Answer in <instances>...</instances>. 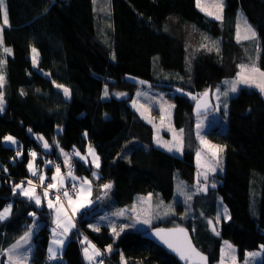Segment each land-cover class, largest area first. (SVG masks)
<instances>
[{
    "label": "trees",
    "instance_id": "16d2710c",
    "mask_svg": "<svg viewBox=\"0 0 264 264\" xmlns=\"http://www.w3.org/2000/svg\"><path fill=\"white\" fill-rule=\"evenodd\" d=\"M5 3L7 25L0 12V60L5 61L0 68L5 77V107L0 112V210L8 205L12 209L8 219L0 222L1 252L31 225L40 224L32 237L33 264H89L83 257L79 233L101 251L95 261L122 264L123 254V264H181L139 232L125 231L114 238L106 224L94 231L89 227L91 210L80 213L77 227L65 237L62 254L49 260L51 210L37 207L19 192L13 194L12 185L29 175L33 159L29 148L38 155L35 161L42 160L39 156L65 161L55 148L44 151L31 133L55 139L62 151L72 153V174L87 176L94 187L111 183L109 195L118 207L131 204L138 194L152 193L165 202L176 199V214L180 209L183 226L209 256L210 264L220 260L223 240L236 246L240 262L248 251L264 244V98L258 90L239 89L228 103L227 129L216 126L210 132V138L223 146V172L215 175L216 186L191 191L192 198L184 200L185 204L178 194L181 183L194 184L196 172L193 94L214 90L225 78L235 77L238 65L245 64L247 53L253 52L251 41L236 39L239 10L257 33V64L264 71V0H224L222 20L199 10L196 0H108L104 5L95 0ZM4 47L11 48V54ZM31 47L39 52L38 68L49 77L33 67ZM128 75L173 92V125L184 130L182 156L155 146L152 125L130 104L138 83ZM57 84L70 90L69 98ZM105 86L127 95L105 99ZM5 136L14 137L16 143L5 142ZM131 141L148 150L135 147L125 160L121 151ZM89 146L99 155L98 169L81 159ZM176 171L182 180L179 184ZM222 206L227 207L229 218L221 220L213 232L209 221L222 215ZM170 218L152 227H162ZM108 245H112L110 252L105 250ZM260 264H264V255Z\"/></svg>",
    "mask_w": 264,
    "mask_h": 264
},
{
    "label": "rangeland",
    "instance_id": "374dc122",
    "mask_svg": "<svg viewBox=\"0 0 264 264\" xmlns=\"http://www.w3.org/2000/svg\"><path fill=\"white\" fill-rule=\"evenodd\" d=\"M107 1L108 0H95L96 3H100L103 5ZM196 2H197V0H196ZM200 2H201V6L206 8L208 11H212L213 13H215L217 11L216 7L214 6L215 0H200ZM223 2H224V0H223ZM198 9L201 10L200 7H198ZM203 12L206 14L205 11H203ZM209 17L215 19L213 16H209ZM237 20H238L237 26L239 25V35L241 37H243L244 35L247 34L245 31V28L249 24H248L247 20H245L244 15H243L241 10H239V12H238ZM245 21H246V24H245ZM236 31H237L236 32V39H237L238 27H236ZM104 37H105V39L107 38L106 34H104ZM248 40L251 41L250 46H252L253 52L247 53L248 56H247L245 64L249 65V66L254 64L256 67H258L257 60H258L259 53H260L259 48H258V46H259L258 37L255 40H253V39H248ZM239 41L244 42V39H240ZM32 48H34V47H31V61H32V56H33ZM37 53H38V60H39L40 55H39L38 50H37ZM242 64H244V63H242ZM33 67L38 72H40L42 75L49 77L47 72H44V71L42 72L38 68V63L36 64V66H33ZM239 71H240V69H239ZM236 77H237V75H235V77H232V78H225L224 80H222L218 84V86L216 88H214V90H212L211 88H208L207 92H209L210 96H212V102H213L214 109L209 113H205V115H195V117H194L195 118V122H194L195 135L194 136H195V139H197V141H198L197 152L199 151L201 155H200V158L198 161L197 152H196V156L194 159L195 164H196L195 165L196 166V168H195L196 172L194 175V181H193L194 184L192 186L183 185L181 183L182 180L180 178V173L178 171H176L175 180H176L177 184L181 183L179 186L178 194H179V196H182V198H180V199H181V201H183V204H185L184 200H187L186 196H189L191 191L197 193L198 188L204 187L207 189L208 187H213L212 186L213 184L216 186L217 181H216L215 175H218V173L223 172V170H221L220 167H217V170L215 172L208 171L207 166L215 165V163H216V158L213 157L212 151L210 150L209 146H211V145L219 146L218 143L214 142L210 138L211 130L216 126L221 130L227 129L228 118L225 115V110L223 107L224 103H227V105H228L229 100L232 97L236 96V93L241 88L250 87V88H253V89L259 91V89H257L254 85H251V86L250 85H237L238 91L236 93L230 92L227 97L220 96L219 99H217V97H216L217 89H219L220 92H224V91L228 90L231 87V82L233 80H235ZM127 78L138 83V90H137L136 94H134L130 99L131 106L134 108V110H136L138 112V114H140V116L143 117L144 120H146L149 124L152 125L153 131H154L153 141H154L155 146L162 149V150L168 151L167 148L162 147L161 145L165 142L173 143L174 142L173 141L174 132L179 133V129H176L173 125L172 115H173V109L174 108L171 107L169 109L170 105H174L173 100L171 98V95L173 92L172 93L167 92L162 88L160 89V88H156V87H151V85H148L147 83H145V81H143L141 78H136V77L130 76V75H128ZM256 78H257V80H259L258 74H257ZM59 89L61 92H63V90L61 88H59ZM108 93H109V95L107 97H105L104 93H103V97L105 99H108L109 97H115V98L125 97V95H127L125 92H120V91H118V92L114 91L113 92L111 90H108ZM119 93H123L124 95H117ZM200 95H201V93H195V94H193L192 97L199 98ZM262 95L264 98V94H262ZM66 98H69V97H66ZM195 100L196 99H194V101ZM134 101H135V105L133 103ZM162 108L165 110L163 121L161 120V115H162L161 109ZM169 112H170V115L168 114ZM142 113H143V115H142ZM149 121H151V122H149ZM197 123H200L202 125L201 128L197 129ZM61 129H62L61 127H57V131H61ZM198 133H199V136H198ZM31 135L33 137L37 138V140L41 144L44 151H46V150L50 151L53 148H55L56 150H58L61 153L62 156H64V161H66L64 154L67 152L62 151L61 147L59 146L58 142L55 139H54V141H51L47 137H45L41 134H38V133H35V134L31 133ZM39 137H43V140L39 139ZM199 137H203L204 140L207 142V144H202ZM157 139L160 140V142H161L160 144H157V142H156ZM45 141H47V143L49 145L48 148L44 147ZM139 146L148 150V147L142 146L138 142L131 141L130 146L128 145L125 149H123L121 151V153H122L121 156L125 160H129V157L131 154L130 152L132 151V149L135 147H139ZM90 148L93 149L95 152V155L99 157V155H97L95 148L93 146H91V147L89 146L87 148L86 152L82 155L85 158L83 160L85 163H89V164L93 165L94 168H96L95 164L93 162L94 157L89 154ZM170 153H172L173 155L182 156L183 151L182 152H176L175 150H173ZM67 154H68V161H69L70 155L72 153L69 152ZM218 155L222 158V169H223V166H224L223 156H221V153H218ZM32 164H33V160H32ZM99 164H100V158H99ZM34 169L35 168L33 165V171H34ZM44 173H45V170L43 169L41 171L42 176H44ZM198 173H207L208 178L205 179L204 175L198 174ZM71 177H75L79 182V186H78L79 189H78L77 193L74 196H72L73 200L76 202V204L84 203L86 206L79 208L74 213L73 209L76 207V204L69 206V201L66 198H64V200H61V204L63 205L64 209L66 210V216L64 213L60 214V218H61L62 222L66 223L67 217H70L72 222L75 224V227L70 229L68 234H70L72 232L71 230H73L77 227L76 218L80 215V213L82 211H86V210L92 211L90 214H91V219H93V221L91 223H89V226L92 225V226L99 228L103 224H106L109 227V229H112V226H115L117 231H119L120 228L123 227L124 230L122 232H120V234L125 233V231H132V232H139V233L144 232L147 229L153 228L152 226L157 225V223L159 221L160 222L165 221L169 217H171V218L167 222H163L161 224L162 227H164V226H174V227L183 226L182 217H181L182 215L180 213V209L178 211V214H176V205H177L176 199L175 200L172 199L171 201L165 202L162 200V198L160 196L153 195L151 193L152 196H151L150 201H148V200L142 201L140 198L141 197L147 198L149 193H147L145 195H139L138 194V195H135L134 201L131 204L124 205V207H118L114 203V201L112 200L110 195L108 194L109 189H107V190L104 189L102 187L103 185L100 188L94 187L92 185V183H90L89 178L83 174L78 176L75 173H73L71 175ZM85 179L89 182L88 184H83ZM27 180L29 181L30 179H28V177H27ZM16 184H22L24 188L35 187L32 185H29L28 182L24 183V181H19V182L14 183L12 185V188ZM52 184H54V182ZM82 185L84 188L83 193H81V191H80ZM19 191L20 190L18 189L17 192H19ZM48 193H49V191H48ZM35 194L40 196L41 205H44L48 210H51V213H52L51 219H52V221H54V219L57 218V214H56L55 208L50 209L48 207V201L51 200L53 202V204L56 205V207H60L61 205L56 204V198L53 199L51 197L50 193L48 194L47 197H45L44 191H41V190L37 189L36 187H35ZM23 197H25L26 199L28 198L26 196H23ZM33 201L35 202L34 199H33ZM88 201H91V203H88ZM161 201H163L162 206L160 205ZM167 206H171V208L169 209ZM181 207H183V205H181ZM224 208H225V206L221 207L222 210L220 213L222 215L219 217V219H218V217L210 219V221H212L211 228L213 229V227H215L216 231L218 230V227L220 226L219 223L221 222V220H227L228 219V218L227 219L225 218ZM121 210H123V213H124L123 215H113L114 213H117ZM187 210H191L189 206L187 207ZM166 212H167V215H165ZM227 216L229 217L228 212H227ZM144 219H149L150 223L144 224L143 223ZM39 226H40V224L31 225L32 235L29 238V243L26 245H22L21 248L17 250L18 256L26 255L28 257L27 260L18 261V264H33L31 253H32L34 243H33L32 237L36 233V231L39 229ZM54 227H56V225L54 223H53V225H50V227H49L50 236H49V240H48L49 243H48V247H47V253H48V248H49L53 239H58V240L62 239L65 241V236L63 235V228H57V234L54 237L53 232H52V229ZM90 228H92V227H90ZM111 232H112V230H111ZM79 234L82 236L81 241L83 242L82 244H83L84 248L88 247L89 248V254L91 255L92 250L89 247V242L92 245H95L94 242L89 240L87 238V236L84 235L83 233H79ZM112 235H113V233H112ZM85 238H87V239L85 240ZM225 241H227L228 244L232 245V250L228 249L227 245L225 244ZM15 243H16V241H15ZM65 244H66V241H65L61 251L58 253V255L62 254V250L64 249ZM221 245H222V249H224L223 260H222V253H221L220 254V256H221L220 260L217 262H214L212 264H260L262 261V257L264 255L263 254L264 250L261 249V246L264 244H262V245H260L259 248L254 249V251H248L245 254L246 257L244 258V260L242 262H240L238 255H237V248L234 244H231L228 240H223ZM11 247L12 246L8 247V249H10ZM53 247H57V245H53ZM248 253H258V255H256L255 257H249L247 255ZM48 255H49V253H48ZM0 259L3 260V264H7L8 255L4 253V250L2 252L0 251ZM95 259L91 262L88 261V262H90L89 264H112L108 261H101L100 260L101 262H98V261H95ZM46 262H49V261L47 260Z\"/></svg>",
    "mask_w": 264,
    "mask_h": 264
},
{
    "label": "snow or ice",
    "instance_id": "6c2138e0",
    "mask_svg": "<svg viewBox=\"0 0 264 264\" xmlns=\"http://www.w3.org/2000/svg\"><path fill=\"white\" fill-rule=\"evenodd\" d=\"M197 6L201 8V11H205L206 14L208 16H213L216 20H222V12H223V8H224V2L223 0H215V7L217 9V11L215 13H213L212 11H208L206 8L201 6V2L200 0H197ZM0 12H3V21L4 24L7 25L8 24V14H7V9H6V3L5 0H0ZM246 24V21H245ZM238 27V33H237V40L239 41L240 39H244V40H248V39H257V33L251 28L250 25H247L245 28L246 31V35H244L243 37H241L239 35V25ZM3 45V36L2 33H0V46ZM201 47H207V45L202 44ZM209 51H211V48L208 49ZM3 51L5 53L11 54L12 49L11 48H7L4 47ZM217 51H219V49L217 48ZM32 63L33 66H36V64L38 63V53L37 50L35 48H32ZM115 58V57H113ZM5 63V61L0 60V68H2L3 64ZM238 68L240 69V71L237 73V77L235 80H233L231 82V87L224 91V92H220L219 89H217V94L216 97L217 99H219L220 96H225L227 97L229 95V93H236L238 91L237 85H254L257 89H259L261 94H264V71H261L258 67H256L254 64L249 66L246 64H240L238 65ZM257 74L259 76V80H257ZM5 83V77L3 75L2 72H0V112H2L4 110V103H5V98H4V92H3V86ZM57 88H61L63 90V94L65 97H69L70 96V90L67 87H64L63 85L57 84L56 85ZM177 91H182L180 89H177ZM21 95H24L23 90H21ZM109 95L108 90H107V86H105L104 89V96L107 97ZM117 95H124L123 93H119ZM191 95V94H189ZM208 92L207 90L203 93V96H207ZM194 99H197V111L200 110L201 108V103H200V99L193 97ZM135 105V101L133 102ZM171 107H174L173 105L169 106V109ZM206 107V105H205ZM224 110H225V115L227 114V108L228 105L227 103H224L223 105ZM164 109H161V120L163 121L164 119ZM170 115V112L168 113ZM143 115V113H142ZM151 122V121H149ZM201 124L197 123V129L201 128ZM29 131H31V129H29ZM183 129L179 130V133H175L173 135V143H163L161 146L167 148V150L169 152H172L173 150H175L176 152H182L183 149ZM85 135H87L85 133ZM199 136V133H198ZM200 141L202 144H207V142L204 140L203 137H199ZM5 142H11L12 144H15V138L12 136H5L4 138ZM39 139L43 140V137H39ZM157 144H160V140L157 139ZM44 147L48 148L49 145L47 143V141L44 142ZM210 150L212 151V155L214 158H216V163L215 165H211V166H207L208 167V171L211 172H215L217 170V167H220L222 170V158L218 155V153H222L223 152V146H217V145H211L209 146ZM90 155H92L94 157V164L95 167L98 169L100 167L99 164V157L95 155V152L93 149L90 148ZM17 156H20L21 153L18 151L16 153ZM30 155L35 158L36 153L32 152L30 153ZM65 158H66V163H68V154L65 153ZM75 155L79 156L80 154L77 152L75 153ZM200 152H197V159L199 161L200 158ZM81 159H85L84 157H81ZM29 170L33 172V175H37V173L35 171H33V164L32 161H29ZM70 167V165H69ZM6 171V169H5ZM59 172H60V168L59 166H57V175H54L52 177V179L55 181L57 180L58 176H59ZM198 174H202L205 176V179H207V173H198ZM69 176L72 175L71 172L68 173ZM93 175L95 176L96 173L94 172ZM73 179H75V177H73ZM40 181L41 183H43L44 181V177L40 176ZM89 182L85 179L83 184H88ZM28 184L31 185L32 181L29 180ZM63 184V177L60 176V185ZM213 187H215V185H212ZM58 185L57 184H49L48 188L45 189L44 191V196L47 197L48 196V189L51 188H57ZM104 189H110L112 187L111 183L108 184H104L102 186ZM20 190L18 194L23 195L28 197L30 200H35V203L37 205V207H40L41 205V198L39 195L35 194V187H30V188H24L22 184H16L12 191L13 194H17V190ZM90 190V189H89ZM178 190H179V185H178ZM198 191H206L207 189L204 187L198 188ZM81 193H83L84 188L83 185L81 186L80 189ZM64 198H66L69 201V206H72L73 204H76V202L73 200L72 196L70 195V193L65 190L64 193ZM151 196L152 194L149 193L147 198L141 197L140 199L142 201L144 200H151ZM191 196H186L187 200H191ZM88 203H91V201H88ZM56 204L57 205H61L60 207H56V205L53 204V202L51 200L48 201V207L50 209L55 208L56 214H57V218L54 219L53 223L56 225V227H54L52 229L53 232V236L55 237L57 234V228H63V235L66 237L69 230L75 227V224L72 222L70 217H67L66 223L62 222L61 218H60V214L64 213L66 216V210L64 209L63 205L61 204L60 201V197L57 196L56 198ZM160 205H163V201L160 202ZM86 205L84 203H79L76 204V207L73 209V212L75 213V211H77L79 208L85 207ZM169 209L171 208V206H167ZM11 209H12V205H8L6 206L3 210H0V222L5 221L6 219H8V217L11 214ZM227 212L228 209L227 207L224 208V214H225V218H229L227 216ZM123 210L114 213L113 215H123ZM30 216L35 217V213H29ZM165 215H167V212L165 213ZM219 219V217H218ZM144 224H149L150 220L149 219H144L143 220ZM209 224H212V221H209ZM89 227H92L94 231H99L98 227L92 226L90 225ZM112 233H113V237H118L120 235V232H122L124 229L123 227L120 228L119 231H117L115 226H112ZM213 232H216L215 227H213ZM166 233V234H165ZM217 235H219V233H216ZM32 235V227H29V230L27 232L24 233L23 236H21L14 245H12V247L10 249L4 250V253L8 255V262L7 264H18V261L20 260H27V256L26 255H17V250L21 248L22 245H26L29 243V238ZM155 235L164 243L167 245L168 248L172 249L173 251L177 252V254L180 255V258L182 260H186V261H191L192 257L195 256L196 258H198V260L201 262V264H207V257H205L203 254H201L200 252H198L191 244V241L188 239L187 236V232L185 229L183 228H176V229H168V230H164V229H156L155 230ZM87 238H85L86 240ZM65 241L62 239H53L49 248H48V259L49 260H55L58 258V253L61 251L63 245H64ZM83 243V242H82ZM225 244L227 245L228 249L232 250V245L228 244L227 241H225ZM53 245H57V247H53ZM89 247L92 250V254H89V248L86 247L83 249L84 252V256L85 259L88 261H93L96 257H99L102 255V253L100 252L99 249L96 248L95 245H92L89 242ZM261 249L264 250V245L261 246ZM106 251H112V245H108L107 248L105 249ZM221 253H222V260H223V255H224V249H221ZM249 257H255L256 255H258V253H248L247 254ZM122 259V264H123V254L121 256Z\"/></svg>",
    "mask_w": 264,
    "mask_h": 264
},
{
    "label": "built area",
    "instance_id": "2783aa9c",
    "mask_svg": "<svg viewBox=\"0 0 264 264\" xmlns=\"http://www.w3.org/2000/svg\"><path fill=\"white\" fill-rule=\"evenodd\" d=\"M17 147L21 148L20 145H18ZM28 152L29 153H32L34 152L32 148H29L28 149ZM38 155L36 154L35 158H33V165H34V171L37 173V175H33V172H29V175L26 176V180H24V183H27L28 180H27V177L28 179H30L32 181V186H35L37 189L41 190V191H45V189L48 188V185L49 184H52V179L48 177V171L47 169H50L51 171L53 172H57V166H59L60 168V172H59V176L61 173H65V172H69L70 170H72L75 166L73 164L72 161H68L67 164H65V167H63L64 163L60 161V159L56 156H47V157H44V156H39V157H42V160L40 162L38 161H35L36 160V157ZM70 165V167H69ZM45 170V173H44V181L43 183H41L40 181V176H42L41 174V171L42 170ZM58 187L57 188H51V189H48L51 197L53 199L57 198V196L60 197V201L61 200H64V191L67 190L71 196H74L78 189H79V182L78 180L76 179H73V177H69L65 180V183L63 185H60L58 184ZM102 259H97L98 262H101Z\"/></svg>",
    "mask_w": 264,
    "mask_h": 264
},
{
    "label": "water",
    "instance_id": "95a60500",
    "mask_svg": "<svg viewBox=\"0 0 264 264\" xmlns=\"http://www.w3.org/2000/svg\"><path fill=\"white\" fill-rule=\"evenodd\" d=\"M200 99V103H201V108L199 111H197V99L194 101L193 104V114L194 115H205V113H209L214 109L213 106V102H212V96H210V93L208 92L207 96H203V93L200 95V97L198 98ZM206 105V107H205ZM176 228H183L186 230L187 232V236L188 239L191 241L192 246L201 254H203L205 257H207V264H210V258L209 256L203 252L202 250H200L193 241V237L191 236L190 230L185 227V226H178V227H174V226H167V227H153L150 229H147L144 232H141V237L145 238V239H149L151 240L153 243H155L157 246H160L161 248H163L168 254H171L172 256H174L175 258L178 259L179 262H181V264H201V262L198 260V258H196L195 256L192 257L191 261H186V260H182L180 258V255L177 254V252L173 251L172 249L168 248L166 244H164L156 235H155V230L156 229H164V230H168V229H176ZM166 234V233H165Z\"/></svg>",
    "mask_w": 264,
    "mask_h": 264
},
{
    "label": "crops",
    "instance_id": "0c3cea01",
    "mask_svg": "<svg viewBox=\"0 0 264 264\" xmlns=\"http://www.w3.org/2000/svg\"><path fill=\"white\" fill-rule=\"evenodd\" d=\"M4 107H5V105H4ZM64 163H65V162H64ZM65 164H66V163H65ZM69 172H71V170H70ZM69 172H65V173H61V174H60V176L63 177V184L65 183V180H66L67 178L71 177V176L68 175ZM54 175H57V172H50V173H48V177L51 178V179H52V177H53ZM60 176H58L57 180H55V181L52 179V183L54 182L55 184H57V183L60 184ZM63 184H62V185H63ZM109 193H110V189L108 190V194H109ZM221 244H222V243H221ZM86 245H87V244H86ZM83 249H84V247H83ZM83 249H82V251H83ZM221 249H222V246H221ZM220 252H221V251H220ZM220 254H221V253H220ZM83 257H84V259H85L84 252H83ZM85 261L88 262V260H86V259H85ZM88 263H90V262H88Z\"/></svg>",
    "mask_w": 264,
    "mask_h": 264
},
{
    "label": "bare ground",
    "instance_id": "6f19581e",
    "mask_svg": "<svg viewBox=\"0 0 264 264\" xmlns=\"http://www.w3.org/2000/svg\"><path fill=\"white\" fill-rule=\"evenodd\" d=\"M146 83V82H145Z\"/></svg>",
    "mask_w": 264,
    "mask_h": 264
}]
</instances>
